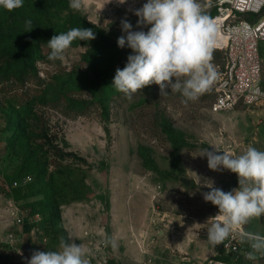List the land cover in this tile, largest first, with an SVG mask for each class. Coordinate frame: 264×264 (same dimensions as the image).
Here are the masks:
<instances>
[{
  "label": "rangeland",
  "instance_id": "rangeland-1",
  "mask_svg": "<svg viewBox=\"0 0 264 264\" xmlns=\"http://www.w3.org/2000/svg\"><path fill=\"white\" fill-rule=\"evenodd\" d=\"M69 2L0 7V264H27L28 241L55 251L69 236L89 260L105 240L108 264H197L222 252L223 244L207 243L205 223L218 207L204 201L203 182L227 192L238 177L210 170L200 155L212 147L264 151V107L214 112L211 89L185 105L155 84L129 100L111 85L132 54L117 39L126 35L123 19L148 30L130 11L147 0H83L80 11ZM198 2L211 17L217 12L213 0ZM27 19L33 29L25 32ZM79 27L96 38L73 41L62 61L48 59L47 43L34 44ZM25 50L22 66L14 55ZM221 60L214 50V66Z\"/></svg>",
  "mask_w": 264,
  "mask_h": 264
},
{
  "label": "clouds",
  "instance_id": "clouds-1",
  "mask_svg": "<svg viewBox=\"0 0 264 264\" xmlns=\"http://www.w3.org/2000/svg\"><path fill=\"white\" fill-rule=\"evenodd\" d=\"M110 2L112 0H107ZM116 2L124 4L126 0ZM23 4L24 0H0V7L7 11L21 8ZM82 6L83 0L69 2V7L76 11ZM130 11L138 17V28L150 27L146 32L134 31L127 19L121 21L126 35L118 37L117 45L130 48L132 54L128 55L123 69H116L111 84L114 89L131 100L134 94L155 84L161 96L169 94L166 89L180 93L185 105L208 92L218 79V71L212 63L218 25L204 12L198 0H147L142 7ZM24 23L25 32L33 29L31 19ZM95 38L92 29L82 27L53 35L47 41L48 59L62 61L73 41ZM212 149H203L200 155L207 157L208 168L235 173L238 187L225 192L215 187L213 180H204L203 187L210 189L202 193L204 201L218 207V213L205 223L210 225L207 243L215 248L228 238L238 236L240 243L251 249L246 259L254 261L257 254L264 256V235L247 231L244 226L264 216V151L251 145L240 155ZM72 238L60 237L58 250L33 251L27 264H90L87 247L69 242Z\"/></svg>",
  "mask_w": 264,
  "mask_h": 264
},
{
  "label": "built area",
  "instance_id": "built-area-1",
  "mask_svg": "<svg viewBox=\"0 0 264 264\" xmlns=\"http://www.w3.org/2000/svg\"><path fill=\"white\" fill-rule=\"evenodd\" d=\"M213 2L217 12L212 18L219 34L215 50L222 53V60L215 65L218 79L211 87V110L220 112L239 105L264 107V58L260 52V42L264 40V0ZM222 244V255L209 256L197 264H242L238 259L246 258L251 250L240 243L238 236ZM106 249L107 242L101 241L90 264H108ZM263 261L264 256L257 254L255 264H264Z\"/></svg>",
  "mask_w": 264,
  "mask_h": 264
},
{
  "label": "crops",
  "instance_id": "crops-1",
  "mask_svg": "<svg viewBox=\"0 0 264 264\" xmlns=\"http://www.w3.org/2000/svg\"><path fill=\"white\" fill-rule=\"evenodd\" d=\"M260 52H261L262 57L264 58V51L262 50L261 47H260ZM245 226H246V228H247L248 231H251V232H255V233H259L261 235H264V216H261L258 219H253L249 224H247ZM211 254L212 255H222L221 252L215 253L214 251ZM212 255H210V256H212ZM238 262L239 263H242V264H255L256 260L251 261V260H248V259H246L244 257H240L238 259Z\"/></svg>",
  "mask_w": 264,
  "mask_h": 264
},
{
  "label": "trees",
  "instance_id": "trees-1",
  "mask_svg": "<svg viewBox=\"0 0 264 264\" xmlns=\"http://www.w3.org/2000/svg\"><path fill=\"white\" fill-rule=\"evenodd\" d=\"M46 2L48 3H52V4H55V3H58V0H45ZM216 14V12L214 13V15ZM212 15V16H214ZM52 36H49V35H45L44 37H41L38 39V41L34 44H36V46H40V44H43V43H47L48 40H50ZM41 42V43H39ZM27 51L25 50L24 52H22L21 54H15L14 57L17 59L18 63H21L22 66H25L27 64L26 62V59H27ZM217 55H220V53H218ZM18 79H23V75L22 73L20 75H18ZM211 93H212V97H213V92H212V89H211ZM54 146V145H52ZM57 147V150L58 151H61L62 149L58 148V146H55ZM111 263V261H110Z\"/></svg>",
  "mask_w": 264,
  "mask_h": 264
},
{
  "label": "water",
  "instance_id": "water-1",
  "mask_svg": "<svg viewBox=\"0 0 264 264\" xmlns=\"http://www.w3.org/2000/svg\"><path fill=\"white\" fill-rule=\"evenodd\" d=\"M181 180H182L184 183H186V184H191V182H192L191 179H189V178H185V177H181ZM22 251H23V253H24V255H25L26 257H31L33 251H37V250L34 248L32 242H31V241H28L27 243H25V244L22 246Z\"/></svg>",
  "mask_w": 264,
  "mask_h": 264
},
{
  "label": "bare ground",
  "instance_id": "bare-ground-1",
  "mask_svg": "<svg viewBox=\"0 0 264 264\" xmlns=\"http://www.w3.org/2000/svg\"><path fill=\"white\" fill-rule=\"evenodd\" d=\"M217 37H219V34H218V32H217Z\"/></svg>",
  "mask_w": 264,
  "mask_h": 264
}]
</instances>
